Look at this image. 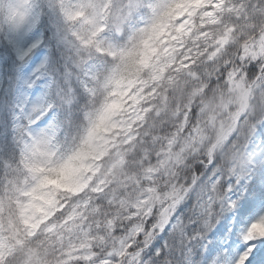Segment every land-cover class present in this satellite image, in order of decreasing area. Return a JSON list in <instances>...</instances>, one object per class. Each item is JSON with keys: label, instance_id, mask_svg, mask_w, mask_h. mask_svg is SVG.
<instances>
[{"label": "clouds", "instance_id": "obj_1", "mask_svg": "<svg viewBox=\"0 0 264 264\" xmlns=\"http://www.w3.org/2000/svg\"><path fill=\"white\" fill-rule=\"evenodd\" d=\"M83 2L28 0L59 91L50 139L0 154L7 264H241L264 211V0Z\"/></svg>", "mask_w": 264, "mask_h": 264}, {"label": "snow or ice", "instance_id": "obj_2", "mask_svg": "<svg viewBox=\"0 0 264 264\" xmlns=\"http://www.w3.org/2000/svg\"><path fill=\"white\" fill-rule=\"evenodd\" d=\"M86 6L81 0L80 8ZM62 11L71 16L69 10L62 8ZM0 19L8 25L7 41L11 47V51L0 49V154H4L25 136H30L37 145L50 139L55 128L54 120L50 119L54 112L51 96L54 88L59 89L49 68V58L41 51L42 41L28 42L29 33L39 19L28 0H0ZM45 123L47 127L41 128ZM24 163L25 167H31L26 160ZM12 191L23 193L24 189L14 186ZM5 199L0 198V211L5 207ZM16 203L20 204L18 200ZM253 207L252 201H246L241 216ZM257 217L251 226L241 222L247 241L240 249L241 264H264V211L257 213ZM12 252L11 246L0 241V264H7Z\"/></svg>", "mask_w": 264, "mask_h": 264}]
</instances>
